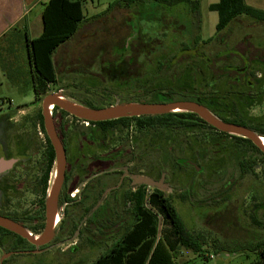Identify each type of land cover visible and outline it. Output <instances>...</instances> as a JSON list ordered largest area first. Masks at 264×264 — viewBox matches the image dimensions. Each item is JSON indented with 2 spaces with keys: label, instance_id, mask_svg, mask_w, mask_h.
I'll return each instance as SVG.
<instances>
[{
  "label": "rangeland",
  "instance_id": "rangeland-1",
  "mask_svg": "<svg viewBox=\"0 0 264 264\" xmlns=\"http://www.w3.org/2000/svg\"><path fill=\"white\" fill-rule=\"evenodd\" d=\"M94 1L97 3L99 0ZM112 1L115 0H100L98 9ZM121 1L120 7L99 13L100 16L89 14L75 37L65 47L59 48L54 57L58 81L50 86L47 94L61 91L71 102L81 105L91 102L102 107L137 102L139 98L144 99L140 100L142 102H149L145 101L149 100L145 96L148 79L163 71L160 81L152 82V89L157 86H161V90L171 88L176 94L191 89L208 91L209 67L205 58L224 49L205 41L216 33L218 22V13L206 8L211 0H202L198 22L203 21V30L196 16L189 13L187 2L170 5L150 0L151 6H146L145 1V13L137 14L142 10L136 6L140 4L126 8ZM234 22L233 28L238 34L235 38L264 46V24L247 16H241ZM197 37L200 39L195 40ZM186 47L191 49L188 51ZM186 53H193V57H187ZM178 55L179 58L175 59ZM170 59L173 60V68L162 71L159 63ZM254 67L264 70V62ZM176 69L180 75L174 79L170 73ZM220 87L223 88L222 85ZM23 91L8 83L7 79L0 80V122L9 124L11 117L31 121L22 126L27 132L25 143L30 153L29 173L34 178L43 170L39 165H43L40 161L44 159V143L38 134L37 121L42 100L47 94L37 100L29 86ZM157 102L169 101L159 99ZM247 114L258 116L250 123L264 128V104L248 108ZM54 116L56 125L66 122L69 136L80 138L82 143L86 141L87 148L92 145L97 155L98 152L106 154L114 150L130 154V147L134 146L137 170L143 169L151 174L160 167L165 169L166 180L172 187L164 190L165 194L170 197L186 227L207 236V245L201 254L181 248L177 255L178 264H249L258 257L259 251L250 247L264 240L262 151L209 128L190 131L158 125L149 129L140 128L135 121L130 127L120 125L112 129L106 139L103 132L95 131L91 125L85 127L82 119L62 115L60 111ZM91 135L99 140L105 139L107 144L94 148L89 138ZM243 157L255 164L254 169L246 174L241 173L239 166ZM176 159L182 163L178 165ZM187 160L193 161L201 170L187 164ZM70 161L71 165L74 164V154L70 155ZM44 165L46 167V161ZM32 166H37V169ZM56 168L55 162L49 173L50 183L56 175ZM33 199L35 197L30 195L26 197L28 203ZM101 253V249L91 253L85 264H91ZM79 256L61 253L54 256V261L55 264H72ZM51 257L42 255L38 259L51 264Z\"/></svg>",
  "mask_w": 264,
  "mask_h": 264
},
{
  "label": "flooded vegetation",
  "instance_id": "flooded-vegetation-1",
  "mask_svg": "<svg viewBox=\"0 0 264 264\" xmlns=\"http://www.w3.org/2000/svg\"><path fill=\"white\" fill-rule=\"evenodd\" d=\"M196 19L199 20L197 17ZM260 23L264 24V22ZM234 24L236 23L228 25L220 35L216 31L205 40L207 43H216L224 48L222 52L205 58L209 67L208 91L191 89L176 94L171 88L161 90V86H157L158 88L152 89V82L157 80L159 82V76L163 75V71L148 79L149 86L146 87L145 96L149 100L145 101L157 102L159 99L169 102L197 101L216 117L237 124L243 121L244 126L249 128L255 126L254 131L264 136V128L250 123L253 119H258V116L247 114L248 108L264 104V70L254 67L264 62V46L262 43L259 45L251 40L235 38ZM197 39L198 37L195 40ZM178 72L176 69L174 72L171 71L170 75L175 79L180 75ZM140 100L144 99L139 98L136 101L142 102ZM9 121V124L0 122V216L20 224L28 235L39 240L46 229L47 198L54 182L53 179L50 183L49 176L46 177L49 152L46 136L48 135L43 130L44 120L43 122L38 120V134L43 138L44 143V159L40 161L43 165H39V169L43 167V170L33 178L29 173L30 153L25 143L27 132L22 126L23 123L30 124L31 121L12 117ZM66 124L63 122L60 126L56 125L66 149L67 166L53 216V231L45 243L38 245L27 237L0 226V264H49L39 261L38 258L42 255H52L50 262L55 264L54 256L61 253L79 254L78 260L76 259L72 264H85L91 253L101 249V255L91 263L94 264L102 256L112 255L118 250L119 235L123 238L133 224L136 191L143 186L147 191L154 189L145 184L135 185L133 175H146L155 180H163L168 185L167 190L172 188L166 180L164 168L160 167L157 172L151 174L146 170L135 168L134 146L130 147L132 150L130 154L122 150H114L110 153L105 152L106 154L98 152L97 155L96 151L92 150V145L87 148L86 141L83 140L82 143L80 138L74 139L66 134ZM90 125L95 131L97 129L103 132L99 126ZM89 138L97 149L102 148L106 143L105 139L99 140L92 135ZM104 138L108 139V136L104 134ZM73 154L75 161L71 165L70 155ZM176 160L179 165L181 161ZM5 161H12V164L3 166L2 162ZM185 162L197 167L193 161ZM33 169H37V166ZM200 170L201 168L198 171ZM25 171L28 173H24ZM28 195L35 197L33 202H27Z\"/></svg>",
  "mask_w": 264,
  "mask_h": 264
},
{
  "label": "trees",
  "instance_id": "trees-1",
  "mask_svg": "<svg viewBox=\"0 0 264 264\" xmlns=\"http://www.w3.org/2000/svg\"><path fill=\"white\" fill-rule=\"evenodd\" d=\"M123 1L128 4L141 0ZM160 1L172 5L182 0ZM186 1L194 6L195 16L200 18V2L198 0ZM209 8L211 11L218 13L216 31L219 35L228 25L241 16L264 22V11L248 5L245 0H219L211 4ZM85 18L83 0H50L47 3L43 13L44 29L42 34L35 39L28 38L27 40L35 99L41 100L50 90V86L57 83L58 75L54 54L58 48L66 44L79 32ZM186 49L189 51L190 47H186ZM186 54L189 58L193 57V54ZM172 63V59L162 62L160 64L161 70L163 71L166 68L168 71L171 70L173 68ZM84 105L94 108L102 107L91 102H84ZM57 111H60L62 115L72 116L74 119L80 120L58 106H54L53 114L55 115ZM38 118L43 122L42 109L38 112ZM133 121L140 128L149 129H154L158 125L190 131L201 127L209 128L211 131L227 135L261 152L250 139L220 132L193 112H169L161 115L121 117L105 121H90V124L99 126L104 134L108 136L109 131L112 129L120 125L130 127ZM240 124L245 125V122L242 121ZM250 128L256 130L255 126H250ZM43 130L46 133L44 126ZM46 137L49 143L46 176L48 177L50 169L55 163L56 155L50 139L48 136ZM239 166L241 173L246 174L254 169L255 164L252 160L243 157L239 161ZM183 196L187 195L183 194ZM134 216L133 224L130 225L128 231L118 243V250L112 255L102 256L94 264H178L177 255L181 248L190 249L197 254H201L205 245H207V236L203 232H194L186 227L177 208L163 190L154 188L147 191L143 186L136 191ZM250 249L259 252L258 257L249 264H264V240L258 241Z\"/></svg>",
  "mask_w": 264,
  "mask_h": 264
},
{
  "label": "water",
  "instance_id": "water-1",
  "mask_svg": "<svg viewBox=\"0 0 264 264\" xmlns=\"http://www.w3.org/2000/svg\"><path fill=\"white\" fill-rule=\"evenodd\" d=\"M62 97H65V95L63 92L59 91L47 94L42 100V114L44 117L45 129L55 150V162L57 166V175H55L52 189L47 198V225L42 238L39 240L34 239L26 233L20 224L10 220L9 218L0 216V226L27 237L34 244L39 245L45 243L53 231V216L57 206L58 196L66 175V149L56 129L53 108L51 109L50 106H58L69 114L87 121H105L121 117L161 115L172 112L175 108H183L184 111L182 112L196 113L204 121L220 131L250 139L264 153V143L256 131L241 124L224 121L216 117L205 106L195 101L178 100L170 102H128L115 106L94 108L81 104L79 105L82 107L75 106L74 104L77 103L69 101L66 97L67 101L63 100ZM2 163L3 166H9L12 164V161H5ZM196 168L197 170L200 169L198 166ZM132 177L135 185L145 184L149 187L160 190H167L168 187L167 183L163 180H155L154 178L146 175H133Z\"/></svg>",
  "mask_w": 264,
  "mask_h": 264
},
{
  "label": "crops",
  "instance_id": "crops-1",
  "mask_svg": "<svg viewBox=\"0 0 264 264\" xmlns=\"http://www.w3.org/2000/svg\"><path fill=\"white\" fill-rule=\"evenodd\" d=\"M49 1L50 0H0V80L7 79L8 83H11L21 92H24L23 89L27 86L34 90L32 84V68L27 51V40L28 38L35 39L42 34L44 29L43 13ZM145 1L147 2L146 6L148 4L151 6V2H148L150 0H141L128 4L123 1V3L126 8H134L135 4H140L136 6L140 7L142 10L137 14H142L145 13ZM182 1L187 2L186 7L189 13L194 15V6L186 0ZM198 1L200 2L199 9L201 10L202 0ZM218 1L219 0L209 1L206 8L210 10L209 6ZM245 1L248 5L264 11V0ZM83 4L86 16L85 22L89 14L91 15L92 13L93 15L100 16L101 14L99 13L109 11L115 6L120 7L122 1L115 0L109 2L100 10L98 9L101 6L100 0L97 3H95L94 0H83ZM200 12H202V10ZM83 23L81 25H83ZM198 24H200L201 30H203V21L200 20ZM66 44L61 47H65Z\"/></svg>",
  "mask_w": 264,
  "mask_h": 264
},
{
  "label": "bare ground",
  "instance_id": "bare-ground-1",
  "mask_svg": "<svg viewBox=\"0 0 264 264\" xmlns=\"http://www.w3.org/2000/svg\"><path fill=\"white\" fill-rule=\"evenodd\" d=\"M62 99L67 101V99H66L65 97H62ZM74 105H75V106L82 107V106L79 105V104H74ZM130 106H133V105H130ZM50 108L52 109L53 107L50 106ZM182 111H184L183 108H175V109L172 110V112H182ZM261 136H262V135H260V137H261ZM261 140H262V142L264 143V136L261 137ZM56 175H57V173H56Z\"/></svg>",
  "mask_w": 264,
  "mask_h": 264
},
{
  "label": "built area",
  "instance_id": "built-area-1",
  "mask_svg": "<svg viewBox=\"0 0 264 264\" xmlns=\"http://www.w3.org/2000/svg\"><path fill=\"white\" fill-rule=\"evenodd\" d=\"M81 122L86 125V126H89L90 125V121H87V120H81Z\"/></svg>",
  "mask_w": 264,
  "mask_h": 264
}]
</instances>
